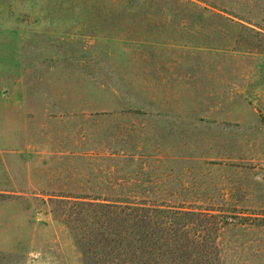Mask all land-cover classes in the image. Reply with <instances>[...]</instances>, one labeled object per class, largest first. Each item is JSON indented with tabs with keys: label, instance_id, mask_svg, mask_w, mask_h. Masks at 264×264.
<instances>
[{
	"label": "rangeland",
	"instance_id": "rangeland-1",
	"mask_svg": "<svg viewBox=\"0 0 264 264\" xmlns=\"http://www.w3.org/2000/svg\"><path fill=\"white\" fill-rule=\"evenodd\" d=\"M79 196L264 264V0H0V264H85Z\"/></svg>",
	"mask_w": 264,
	"mask_h": 264
},
{
	"label": "trees",
	"instance_id": "trees-1",
	"mask_svg": "<svg viewBox=\"0 0 264 264\" xmlns=\"http://www.w3.org/2000/svg\"><path fill=\"white\" fill-rule=\"evenodd\" d=\"M56 200L70 202L72 198ZM74 202L93 211V223L85 218L86 230L79 237L85 264H195L199 260L190 263L185 258L186 246H194L200 253L212 248V244L206 250L204 244L195 243L200 236L191 244L185 242V211L109 196H79Z\"/></svg>",
	"mask_w": 264,
	"mask_h": 264
}]
</instances>
